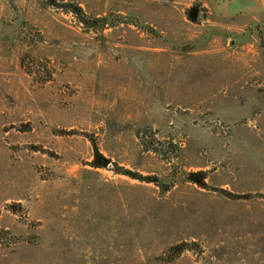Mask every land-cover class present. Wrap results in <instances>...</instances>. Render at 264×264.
Masks as SVG:
<instances>
[{
    "label": "rangeland",
    "instance_id": "374dc122",
    "mask_svg": "<svg viewBox=\"0 0 264 264\" xmlns=\"http://www.w3.org/2000/svg\"><path fill=\"white\" fill-rule=\"evenodd\" d=\"M0 228V264H264V3L0 0Z\"/></svg>",
    "mask_w": 264,
    "mask_h": 264
},
{
    "label": "trees",
    "instance_id": "16d2710c",
    "mask_svg": "<svg viewBox=\"0 0 264 264\" xmlns=\"http://www.w3.org/2000/svg\"><path fill=\"white\" fill-rule=\"evenodd\" d=\"M259 1H262L264 3V0H259ZM59 8L63 9V11L70 12L76 15L77 17H79L81 20V23H83L84 25H87V26L91 25L92 19L89 18L85 14L84 10L80 6H75L73 4H66L65 6H61ZM196 9H197L196 7H193V8H190L187 12V16L189 20L194 23L198 22V19H199L198 14H195ZM140 139L147 151H155L161 154L163 150L165 152L166 151L173 152L177 150L176 146L174 145L167 147L165 143L158 142L155 139V136L152 133V131L148 129L140 133ZM94 148H95V157H94V161L91 164L93 167L98 168V169H110L117 174L124 175L132 179H136V180H139L142 178V176H139L138 174H135L123 167L113 164L109 159L105 158L99 152L95 143H94ZM111 166H113V168H111ZM189 179L191 182L195 184L206 186L204 182L206 180L204 172L190 174ZM150 183H155V182H150ZM5 239L9 240V232L7 230L0 228V243H2Z\"/></svg>",
    "mask_w": 264,
    "mask_h": 264
}]
</instances>
